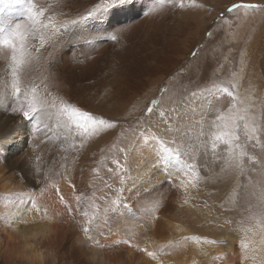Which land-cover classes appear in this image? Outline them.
<instances>
[{
  "label": "rangeland",
  "instance_id": "obj_1",
  "mask_svg": "<svg viewBox=\"0 0 264 264\" xmlns=\"http://www.w3.org/2000/svg\"><path fill=\"white\" fill-rule=\"evenodd\" d=\"M37 2L52 4L59 19L73 18L91 7V4L85 6L84 0H75L71 5L67 0ZM233 3L264 5V0H175L165 20L152 22L147 30L135 31L133 37L120 36L119 41L113 43L106 40L110 44L106 51L94 45L93 40L97 39L80 35L76 29L68 39L57 41V47L47 46L42 51L35 70L37 84L47 83L53 97L79 106L98 118L119 117L118 123L123 127L107 131L114 137L107 149L91 137L78 153L71 150L66 153L59 141L41 143L42 135L32 133L31 125L22 115L11 112L18 106L13 98L10 97L8 103H0V135L9 144L6 154L0 155V264H89L87 258L93 253L90 230L86 234L84 228L95 233L93 224L100 217L109 220L111 227L124 233L126 238L135 235V239L131 241V251L126 249L118 259L96 264H149L153 259L147 251L167 246L169 240L181 241V247L157 255L166 260L174 256L179 264H220L215 245L230 237L238 242L241 251L240 240L246 235L245 229L252 227L256 231L253 217L259 218L264 206V152L249 145L248 155L259 163L246 161L241 172L231 162H225V145L218 144L212 149L211 134L201 123V117L203 106L218 107L217 97L197 99L187 109L180 106L178 123L184 126L181 131L187 133L188 141L184 149L187 155L182 159L199 163L191 171L178 165L169 170L174 179L181 173V182L187 187L180 183L179 187L173 186V182L167 180L168 185L174 187L167 202L171 209L168 216L161 218L162 225L155 236L151 235L150 227L145 226L152 212L159 208L157 205L162 204L159 194L166 190L156 187L155 181L144 184L145 173H140L144 162L153 166L154 160L151 156L133 155L125 162L119 152L142 130L143 125H136V117L151 116L147 108L152 106L156 111L152 119H157L159 111L173 107V101L178 103L197 86L235 84L241 99L251 97L257 105V114L264 119L261 107L264 103V8L227 12ZM10 15L15 17L16 13ZM5 73L6 64L0 60V78H4ZM106 90L114 96L106 97L103 94ZM99 95L110 100L111 113L109 107L100 112ZM153 100L157 101L156 105H152ZM240 107L246 108L247 103ZM224 114H229L228 105H224ZM125 121L131 122L132 127ZM261 142L264 143V136ZM64 156H67L66 161ZM188 156L196 160H188ZM113 160L126 163L127 169L117 175L108 173V168L116 170ZM28 166H39L44 178L47 174L57 184L60 180L52 176L53 166L60 172L75 168V179L70 181L72 187H69L75 190L74 197L64 196L66 205L51 194L34 193L29 197L26 194L30 182ZM253 168L255 171L251 170ZM152 173L148 171L149 176ZM119 175L126 177L125 183L120 182ZM105 184L110 185V189ZM48 186L45 179L35 189L42 187L51 193L53 190ZM9 188L11 191L14 188L12 195L7 194ZM33 198L53 217L51 227H45L48 221L32 212L20 217L27 220V224L16 219L22 208L31 207ZM186 198L189 205L183 202ZM116 199L121 203L109 208ZM24 201L28 203L22 204ZM67 207H72L73 211L68 213ZM105 208L109 211L104 212ZM192 236L203 239L183 240ZM247 237L253 241L250 251H264L258 234L247 233ZM209 238L216 243H210ZM146 239H150L148 243ZM96 243L99 245L100 239ZM37 249L42 253L41 259L36 256ZM95 254L103 258L102 254Z\"/></svg>",
  "mask_w": 264,
  "mask_h": 264
},
{
  "label": "snow or ice",
  "instance_id": "obj_2",
  "mask_svg": "<svg viewBox=\"0 0 264 264\" xmlns=\"http://www.w3.org/2000/svg\"><path fill=\"white\" fill-rule=\"evenodd\" d=\"M74 2L75 0H68L69 5ZM89 2L91 7L86 8L82 13L76 14L73 18L59 19L50 3L37 2V0H0V60L6 64V78H0V103H8L9 98H13L18 106L13 107L11 112L21 114L23 120L31 125V132L42 135L41 143L59 141L60 145L65 146L66 153L69 150L78 153L91 137L123 127V124L118 123L119 117L98 118L79 106L53 97L47 83L41 85L35 82L36 65L42 51L46 50L47 46L57 47V41L68 39L73 29L84 30L97 27L98 37L113 42L119 41L123 29L119 25H112L111 18L116 12L125 8L129 0H89ZM240 8L259 10L264 8V5L233 3L226 11L230 13ZM13 12L16 13L15 17L10 15ZM236 88L235 84L223 86L220 83H212L205 87L197 86L196 90L181 97L178 103L173 101V107L159 111L155 120L152 117L156 116V111L154 107L149 106L147 113L151 116L145 117L142 114L135 118L137 126L143 125L142 130L126 147L119 149V152L123 154V161L127 162L133 155L140 158L151 156L154 160L153 167H161V170L166 173L169 168L177 165L181 169L191 171L199 162L192 156L187 158L196 160L195 164L182 159L187 155L184 149L188 141L187 133L181 131L184 126L178 123L180 117L177 113L181 105L187 109L191 108L192 102L197 99L217 97L222 103L216 108L203 106L204 114L201 117V123L206 126L207 133L211 134L212 149L214 150L218 144L225 145L227 152L225 162H231L241 172H244L246 161L259 163L255 157L248 155L246 149L251 145L252 148H260L264 152V143L261 142V137L264 136V119L257 114V105L251 101V97L241 99ZM245 103L247 107L241 108L240 105ZM156 104L157 101L153 100L152 105ZM224 105H228V115L224 114ZM261 107L264 108V103ZM124 123L132 127L131 122L125 121ZM73 135H75L74 140H72ZM69 140H72V143H69ZM76 141H79V144ZM62 158L67 160V156ZM36 159L39 161L40 157ZM52 159L55 161L56 155ZM112 163L116 165V170L114 172L112 168H108V173L113 175L124 172L128 167L120 160H113ZM251 170L255 171L254 168ZM67 172V168L64 172L54 170L52 176L68 180ZM45 179L51 188L55 189L59 202L66 205L65 197L61 194L58 184L53 182L47 174H45ZM167 179L172 180L173 186H176L172 176H168ZM119 180L123 184L126 177L119 175ZM181 186L187 187V185ZM105 187L110 189V185L105 184ZM79 199L80 197H77V200ZM26 203L28 202H22V204ZM120 203L119 199L112 200L109 208H115ZM184 203L188 201L185 200ZM109 208L103 211L107 212ZM67 211L71 213L72 207H67ZM28 212L34 213L44 221L53 218L49 215L48 209L46 207L42 209L34 198L31 199V207L22 208L17 213L16 219L22 224H27L28 221L20 217ZM253 219L256 231H253L252 227L245 229L246 235L240 240L243 259L249 258L250 246L253 245L247 233L258 234L259 244L264 247V206L261 208V216L253 217ZM89 230L88 227L84 228L86 234ZM134 239L135 235H132L123 243L132 246L131 241ZM201 239L203 237L198 236L183 238L185 241ZM209 242L216 243V241ZM221 242L226 243V241ZM179 247H181V241L169 240L167 246L161 245L156 251H147V255L155 260L158 252L167 254ZM138 250L146 251V249Z\"/></svg>",
  "mask_w": 264,
  "mask_h": 264
},
{
  "label": "bare ground",
  "instance_id": "obj_3",
  "mask_svg": "<svg viewBox=\"0 0 264 264\" xmlns=\"http://www.w3.org/2000/svg\"><path fill=\"white\" fill-rule=\"evenodd\" d=\"M178 1L182 2V0H178ZM174 3H175V0H129V3L125 8L116 12L113 15V17L111 18V24L119 25L123 29V32L120 36L133 37L136 34L135 31L139 32V31H142V29L147 30L151 27L152 22L154 23V21L159 20V19L165 20V17L167 16V14L171 12L172 9L174 8ZM84 4L85 6H89L91 3L89 2V0H84ZM108 30H111V29H108ZM97 31H98L97 27L87 28L84 30L76 29V32L80 35H87L91 37V39L92 38L97 39V41L93 39L92 40H93L94 45H96L99 48V50L101 51L108 50L107 48H110L109 47L110 44L108 42H107L108 44L106 43V39H102L98 37L96 35ZM83 39H87V38L83 37ZM111 43L113 42L111 41ZM100 46L102 49L100 48ZM4 78L6 77L4 76ZM103 94L106 97L113 95L112 92L109 90L104 91ZM109 103H110V100L104 99L99 95L100 112L106 111L104 109L109 107L110 109L109 112L111 113L113 108L110 107ZM220 103H222V101H220ZM93 137L96 138L95 143H97L99 146L106 145V149L110 146V142L112 141V138H114L113 136H110L107 132L105 134H101L99 136H93ZM8 145L9 144H6V138L0 135V155L6 154L5 152L8 149L7 148ZM38 152L39 150L36 153ZM144 163H145V166L140 171V173H143V172L145 173V175L142 177V182L144 184H148L151 181L152 182L155 181L156 187H164L165 188L164 190H166L165 192L161 191V194H159V198L162 201V204L159 206L158 209H156L155 212H152L153 215L151 216L149 220H147V224L145 226V227H150V232L152 233L151 235L155 236L154 233L158 232L157 230L158 227L162 225L161 218L168 216L170 212L171 205L169 203L167 204V202H169V200L171 199L174 193V190H172L174 189V187H171L172 185H168V182H167L168 180L167 177L170 176L169 171L166 173L161 170V167H153L150 164H148L147 161ZM56 168L57 167L53 166L52 172L56 170ZM37 169H39V171H37ZM170 169L171 168H169V170ZM149 170L153 172L152 174H150V176L148 175ZM75 171H76L75 168H69V171L66 173L68 175V180L59 178L60 184H58V186L60 188V192L63 196H66L69 199L74 197L75 190L72 191V189L71 188L69 189V187H72L71 182L72 180L75 179V173H74ZM26 172L29 174L28 177L30 179L29 185L26 190V194L29 197H33L34 193H36L37 195H41L42 193L48 194V195L51 194L57 197L55 193V189H52L53 191L50 189L52 191L51 193L45 192V189H43L44 191L42 192V187L35 189L37 186H39V184H41V182L43 183V181L45 180L44 174L40 170L39 166H28V168L26 169ZM181 176H182L181 173L179 175H175L174 182H175V185L178 187H179V183L183 185V182H181ZM67 186L68 188H66ZM145 187H148V186H145ZM177 189H181V187ZM13 190L14 188H12V191ZM12 191L9 188L7 190V194L12 195ZM29 194H32V195H29ZM186 200L188 201V203L186 204L189 205L190 204L189 198H186ZM63 209L65 210V208ZM93 226L95 228V233L91 232V229H90V233L89 234L87 233L89 235V243L91 244V249L93 252L91 253V255L98 252L99 254H102L103 256V258L101 256H98V258H102V259H97L96 262H101V261L106 260L105 262L108 263V262L118 259L121 252L125 251L126 249L127 251H131L132 246H128L123 243V241L128 238H126L124 233H120L115 228L111 227L112 225L109 223V220L107 222L104 218L100 217V220L97 221V223H94ZM182 229H184L185 231L184 227H182ZM97 239H100L99 245L96 243ZM149 240L150 239L148 240L146 239L145 243H148ZM209 240L211 239L209 238ZM226 241H227L226 243H222L220 241L219 243L215 245L216 254L219 257L220 264H264V251L262 252V251H259L258 249L254 251H250L249 258L243 259L242 253L241 255L237 254L240 251V249H239L238 244H236L238 242H235L234 237H230ZM147 249L149 250L150 248L148 247ZM36 251H37L36 256L39 259H41L40 258V256L42 255L41 251H39L38 249ZM176 262L177 261L175 260L174 256L169 257L168 260H166V259H163L160 255H157V259L155 260L153 259L151 262H149V264H179ZM86 263L88 262H85L83 264H86ZM185 264H192V263L190 262V263H185Z\"/></svg>",
  "mask_w": 264,
  "mask_h": 264
},
{
  "label": "clouds",
  "instance_id": "obj_4",
  "mask_svg": "<svg viewBox=\"0 0 264 264\" xmlns=\"http://www.w3.org/2000/svg\"><path fill=\"white\" fill-rule=\"evenodd\" d=\"M47 221H48V224L45 225V227H51V224L53 223V218H49ZM39 230H42V229H38V231ZM87 259L89 261V264H96V261L98 259V256H97V254H92Z\"/></svg>",
  "mask_w": 264,
  "mask_h": 264
}]
</instances>
